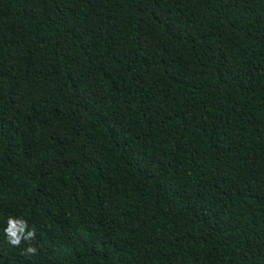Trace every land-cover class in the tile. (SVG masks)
Returning a JSON list of instances; mask_svg holds the SVG:
<instances>
[{
  "label": "trees",
  "instance_id": "1",
  "mask_svg": "<svg viewBox=\"0 0 264 264\" xmlns=\"http://www.w3.org/2000/svg\"><path fill=\"white\" fill-rule=\"evenodd\" d=\"M8 215L0 264H264V0H0Z\"/></svg>",
  "mask_w": 264,
  "mask_h": 264
},
{
  "label": "clouds",
  "instance_id": "2",
  "mask_svg": "<svg viewBox=\"0 0 264 264\" xmlns=\"http://www.w3.org/2000/svg\"><path fill=\"white\" fill-rule=\"evenodd\" d=\"M0 221L3 222L2 231L10 245L22 247L25 255L36 254V248L29 243L36 236L37 230L34 226L30 227L25 218L14 215L0 216ZM22 242H24L23 245Z\"/></svg>",
  "mask_w": 264,
  "mask_h": 264
}]
</instances>
